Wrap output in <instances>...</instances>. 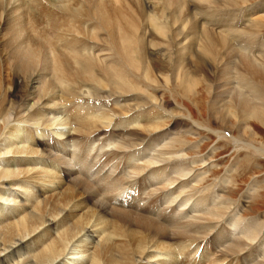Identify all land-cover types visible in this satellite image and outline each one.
I'll use <instances>...</instances> for the list:
<instances>
[{"label": "bare ground", "instance_id": "bare-ground-1", "mask_svg": "<svg viewBox=\"0 0 264 264\" xmlns=\"http://www.w3.org/2000/svg\"><path fill=\"white\" fill-rule=\"evenodd\" d=\"M116 1L118 0H115V3ZM149 1L122 0V3L128 5L121 6V9L118 10L113 3L111 5L103 4V0H0V19H4L5 24L6 22L12 24L7 28L3 42L0 41V70L2 68L5 72L4 78L0 75V116H3L7 102H12L16 111L17 106H14L17 103L16 99H22L25 102L26 97H32L34 94L31 91L32 86L39 80L42 81L44 77L46 78L47 72H50L51 75L48 79L43 80V86L37 95L38 99L44 100L42 104L44 103L45 106L55 101L56 91L68 98L78 97L79 93L75 94V88L77 86L84 87L85 84L93 82H97L98 85L105 88L110 87L113 92L120 90L126 93H135L139 83H143V85L146 83L138 76L141 71L145 70L146 63H148L146 70L156 79V70L163 72L167 69L174 74L178 59L182 60L183 64L187 59V53L190 52L202 66L210 67L212 65L210 61L214 62V66L216 63L218 71L215 77L219 80V76L222 74L229 77L231 71L225 67H230L232 61L238 59L236 64L239 65L241 71L238 77L242 88L240 91L244 92L243 89H248L247 93H250L251 96L254 95L259 103H251L245 93L239 97L241 92H236L234 98L231 99L233 108L231 111L235 115H243L248 119L247 116H252L264 125V4L259 3L250 11L248 10L250 0H160L162 1L161 4L158 3L160 6L153 9L155 16L158 17L160 13L162 15L154 19L155 21L148 22L147 14L150 8L149 3H151ZM28 2L30 6L27 5ZM24 9L28 11V18ZM257 9L258 11H256ZM20 10L21 13H18ZM255 11L256 13L260 12V15L254 16L256 20L246 24L245 19ZM14 14L18 15L8 21V16L12 17ZM26 18L33 19L34 28L31 27L32 30L25 25ZM189 18L187 25L180 30V27L177 26L185 24L184 22ZM202 21L205 22L204 25L201 24ZM87 23H92L93 27L86 28ZM38 24L40 27L44 26L36 35L35 29L39 27ZM64 31L68 34L75 31L82 36L73 35L71 39H68ZM102 35L105 36V41L100 38ZM182 35L184 37L192 36L186 44L187 52L185 50L186 53H180L176 61L171 63L158 59L159 61L150 60L148 62L147 57H149V53H152L148 45V38L166 42L167 47L171 50V47L177 46V38ZM93 40L103 41L105 47L113 51L111 57L114 58H110L109 61L106 59L97 61L94 58L95 53H93L94 56L89 53L96 49L90 46ZM198 40L201 43L199 46L201 51L194 48ZM152 45V51L154 48H164L161 43ZM170 58L173 57L170 56ZM220 62L224 63V68H219ZM110 63L112 65L107 66ZM130 68L134 69L133 72ZM152 77H147L148 82ZM179 80L180 88L183 86L189 92H192L201 82L198 80L195 83L193 79L187 78H184V81H181L180 78ZM226 81L229 82V78ZM5 82L8 85L4 88ZM99 89L96 86V90L99 91ZM96 94H92V96H98ZM69 103H71L70 100ZM68 107L66 112L64 111L65 114L63 110L51 109L48 105L46 108H50L48 112L53 115L50 118H53L48 119L49 115H47V120L43 122L45 127L37 128L35 131L31 127L27 128L21 124L11 126V122L7 123V127H5L9 129L6 133L8 137H5L4 144H1L5 147L4 149L0 148V165L3 164L2 167L0 166V224H4V221L6 224L0 230V234L3 236L2 242H0V264L22 250L34 254L27 255L28 257L20 264H155L156 262L158 264H180L178 254L186 256L187 253H189L187 257L190 255L191 259L188 263L186 258V264H198L199 260L207 257L213 248L212 240L215 239L212 238L214 237L200 245L201 241L198 239L201 237L185 236L186 231H181L185 225L177 224V222L176 230L171 235L170 228L164 225L163 221L161 222L168 218V215L164 217L163 213L161 215L157 213L156 217L152 218L149 215L123 210V208H114L111 216L115 218L110 221L108 219L110 214L104 201L96 202L93 207L89 205L95 195L102 189L104 191L107 186L96 184L97 187H94L86 181H91L87 176L90 175L89 178L93 177L95 180L103 171L100 168L101 165L99 169V164L95 162L97 157L101 156L100 150H97L96 157L89 162L88 145L98 137L100 138L103 133H107L110 138L115 133L114 131L130 127L129 134L139 136V138L141 135L145 139L151 138L147 143L151 144L159 138L158 133L165 127L161 121V123L158 121V119H162L163 111L159 110L153 114L136 110L131 113L132 117L138 113L139 116L135 119L132 118L130 125L125 126L119 118L113 117L111 111H100V108L92 104L83 103ZM38 109L29 115L31 120H37L41 114ZM128 110L135 111L130 108ZM213 111L221 112L223 123L228 120L227 114L223 111L215 108ZM240 117L242 118V116ZM70 123L72 130L68 128ZM119 134L121 135V133ZM70 136L75 139L78 137L76 141L79 145L78 149L74 148L76 156L73 157L85 180L77 178L72 181L71 187H65L66 183L60 175L62 169L58 165L53 166L50 161H46L50 156L44 146L47 145L46 138L50 137L57 145L64 148L68 145L66 142ZM131 148L135 149L136 145L133 144ZM102 155L107 161H110L111 158L118 156L119 152L117 150L110 153L104 152ZM108 156L111 158L108 159ZM133 157H135L133 153L127 155L126 159L124 158V166L120 165L121 162L118 164V171L119 169L124 170L127 164L128 167L132 166L128 161H131ZM18 164H22L23 168H17ZM32 164H39L40 168L31 167ZM46 166L50 168L48 167V169ZM145 166V170H140V174L145 173L143 177L135 179L131 184L127 183L128 186L114 189L117 191L116 194L119 192L121 204L128 203L132 191H135L131 199L133 201L147 183L143 178L150 181L155 180L151 179L153 170L161 169L160 176L166 171V168H160L161 166L159 167L157 163ZM93 167H97V170L91 173ZM150 168L152 171L146 173V169ZM66 171H69L68 168ZM105 176L104 183L111 184V176ZM42 189L44 191L41 192ZM48 191L54 192L53 196L37 203V197ZM166 193V188L159 189L161 196H166ZM33 194L37 197L34 198ZM206 196H202L199 204L204 201ZM156 198L158 199V196ZM108 199L112 203L113 198ZM154 203L156 202L154 201ZM172 206H174V202L169 205V207ZM153 209L155 210V206ZM14 216L17 217L16 220L9 219H13ZM233 224H231V231L237 232L236 230L242 227V223H238V221ZM42 227L44 228L41 232L35 235V238L32 237L34 239L30 238L26 241V238ZM187 228L188 226L185 227V229ZM245 228L242 227L239 234L244 235V238L253 237L254 239L253 231ZM55 230H57V235L54 236ZM221 235H224V232ZM95 237H99V242L96 243L95 250L93 253L91 252V258L87 262L83 253L89 252V244L95 240ZM47 240L49 241L47 242ZM243 240L240 236L235 238L229 250L240 249V245L244 244ZM40 243L44 244L42 248L30 251ZM200 246L201 248H199ZM81 248L83 250H79ZM5 251L8 253L2 255V252ZM194 256L197 257L194 258ZM228 256L223 257L222 260H226ZM208 257L207 259L210 258ZM243 259L245 260V257L242 258V262ZM211 260H208L209 263ZM258 264H264V262Z\"/></svg>", "mask_w": 264, "mask_h": 264}, {"label": "rangeland", "instance_id": "rangeland-1", "mask_svg": "<svg viewBox=\"0 0 264 264\" xmlns=\"http://www.w3.org/2000/svg\"><path fill=\"white\" fill-rule=\"evenodd\" d=\"M103 1V4L107 3L111 5L113 3L118 10L121 9V6L124 7L125 5H128L126 3H122V0H118L116 1V3L115 0ZM250 1V6H248V10L250 11H252L259 3L264 4V0ZM149 2L148 3L150 5V8L148 9L147 14L149 20L148 22H150L151 20L155 21L154 19H157L162 15L160 13L158 17L155 16V12L153 9L156 6L159 7L160 5H158V3L160 2L159 4H161L162 1L150 0ZM29 4L30 3L28 2L27 5L30 6ZM24 11L26 13V17L28 18V11H26L25 9ZM256 11H258V9ZM256 11L251 16L245 19L244 22L246 24L252 23L256 20V17L260 15V12L256 13ZM18 13H21V10ZM16 15H12V17H15ZM8 17V21L10 19H14V17ZM27 18L25 25L28 26L27 28L32 30L31 27L34 28V21L31 18ZM0 20H2L0 23V41L3 42V40L5 39V35L7 34V28L12 24H7V22L5 24L4 19ZM189 20L190 18L184 22L185 24H179L177 27H180L181 30L183 27H185V25H187ZM163 21L164 19L162 20V22ZM204 23L205 22L203 21L201 22V24L203 25ZM172 25H174V22H172ZM43 26L41 27L43 28ZM41 27L39 26L36 28L37 30L35 29L37 33L34 31L33 32L37 35L38 32H40V29L42 30ZM85 27L92 28L93 26L92 23H87ZM217 31H220V29H217ZM76 33L74 31L69 32L68 34L66 31H64V34L68 37V39H71L73 35L77 37L82 36L78 32ZM187 36L189 38L184 37L183 35L179 36L177 38V46H174V48L171 47V50H169V48L167 47L168 44L166 42L148 38V45L151 50L150 52H152L149 53V57H147L148 62H150V60L159 61L158 59L162 60V62L173 63L174 61H176L180 53L183 54L187 52L186 44H188V39H190L192 35ZM100 38L105 41V36L102 35L100 36ZM103 41L101 42L98 40H93L90 44L93 49H96L94 51L92 50V53H89L92 55L93 53H95V56H93L95 59H97V61H100V59H106L107 61H109L110 58H114L111 57V55L113 56V51L107 49L108 47H105V43H103ZM153 43H161L164 48H154V50L152 51L151 47H153ZM200 44V40H198L194 48L201 51V47H199ZM85 54H87V52H85ZM170 56H172L173 58H170ZM121 57L123 58V56ZM186 58L187 59L183 64V61L178 59L174 74L167 71V69L163 72L156 70V79L152 77V74L149 73L148 70H146L148 69V63H146L147 65L145 64L146 66L144 67L145 72L141 71L138 74V76H140V79H142L146 83H144L145 85H143V83H139L137 86L138 90L136 89L135 93L133 92L131 94L120 90L117 92H113L111 91L110 87L105 88L102 85L100 86V84L98 85L97 82H93L92 84H85L84 87L77 86L75 88V94L79 93L78 97L74 96L72 98L71 96L68 98L61 92L56 91L55 94L57 98L53 103H50L48 105L51 109H61L64 112L68 106L71 107L83 103H86L88 105L92 104L100 108V111H111L113 113V117L116 119L119 118V120H121L122 124L125 126H129L131 121L139 116L138 113L134 114V116L132 117L131 113L136 112V110L141 112L144 111L146 113L151 112L153 114L159 110L161 112L163 111V117L162 119H158V121H161L162 124L165 125V127L160 130V132L158 133L159 138L154 140V142L151 143L152 145L150 143L147 144L148 140L151 138L145 139L143 135H141L139 138V136L129 134L128 132L130 131L131 127L127 129L124 128V130H116L118 133L114 131L115 133L111 135L110 138L108 137L107 133H103L100 135V138L98 137V139H95L96 141L94 140L90 145H88V149L90 151L89 162H91L94 157H96L97 150H100L101 156L97 157L95 162L99 164L98 168L101 165L100 168H102L103 171L99 176H97L95 180L93 177L89 178L90 175L87 176L88 179H91L93 183L90 180L86 181L94 187H97V185H104L103 187H105V185L107 186L104 191H102L103 189L101 188L102 190L100 189L101 191H99V193L95 195L93 200H91V202L89 203L90 207H93L94 204L98 201H104L107 204L108 212L110 214L108 215V219L110 221H113L115 218L114 216H111V214L114 212L112 211V209L114 208H123V210L131 211L133 213L136 212L137 214L146 216L149 215V217L152 218L156 217L155 214L157 213L160 215L163 213L164 217H167V215L168 218L171 217L170 219L165 218L161 220V222L163 221L162 223L164 225L170 228L169 231H171V235H173V231L176 230L175 224L177 222V224L185 225L184 229L181 228V231H186L187 234L185 233V236L192 235L201 237L198 239L201 241L200 245H203L204 243L210 241L212 237H214L212 238L215 239L214 241L212 240V243L214 245L210 254L208 255L210 258L208 256L207 257L209 259H207V257L202 258V260H199L198 264H217V262L218 264H230V261L231 264H258L259 262L262 263V261L264 262V125L252 116H247L249 117L248 119L246 118V116L240 115L242 116L241 118L239 115H235L231 111L233 110L231 106V99L234 98L236 92H241L240 89H242L238 82V77L240 75L239 72L241 73L239 65L236 64L238 63V59L233 60V63L230 64V67H225V69L229 68L231 71V73L228 75L229 77L223 76L222 74V76H219V80L215 77L218 71L216 63L214 66V62L210 61V64H212L210 67H207L205 65L202 66L201 63L197 61V58L194 57L193 54H190V52L187 53ZM223 64L224 63L220 62V64L218 65L219 68H224ZM111 65L112 64L110 63L107 66ZM130 70L133 72L134 69L130 68ZM0 72L1 77L4 78L5 72L2 68ZM50 75V72H47V74H45L47 79L48 77H50ZM147 77H152L149 78V82ZM46 78L44 77L42 81L39 80V82L34 83L31 89L34 94L30 98L26 97L27 100L25 102H23L22 99L15 100L18 103L14 104L15 107L17 106L16 111L12 106V102H7L8 104H5L3 116H0V142H2L0 143V145L4 144L3 140L5 139V137H8L6 133L8 132L9 128H5L7 127V123L11 122V126H13L14 124H21L27 128L31 127V129L35 131V129L37 128L41 129V127H45L43 123L44 120H47V118H53H50L52 114L48 112L50 108H46L48 107V105L46 104L45 106L44 103L43 105L42 102H44V100L38 99L39 96H37L39 95V90L43 86V80H45ZM179 78L181 79V81H184V78H187L193 79L195 83H197L198 80H200L201 82L200 85L192 90V92H189L185 90V87L183 86L180 88ZM227 78H229V82L226 81ZM147 82L149 83L148 86ZM7 85L8 83L5 82L4 88ZM90 85L92 87H95L92 89ZM96 86L98 89L100 88L99 91L96 90ZM242 91L244 92H241L240 95L238 94L239 97H242V95L245 93V95L250 98L251 103H259L257 102L258 99L253 94V96H251L249 95L250 93H247L248 89H243ZM95 93H97L96 95L98 96H92V94ZM69 100L71 103H69ZM53 106L54 108H52ZM35 108L40 109L41 114L39 115V117H37V120L40 118L38 120L41 121L40 123L37 120H31V118L29 117V115H32L34 113V111L36 110ZM129 108L134 109L135 111H129ZM213 108L219 109L220 111H223L225 114H227L228 120L223 123L221 120V112L219 113L218 111H213ZM71 127L72 124L70 123L68 128L72 130ZM119 133H121V135ZM77 139L78 137H76L75 139L70 136L67 140L68 142H66L68 143V145L64 146L63 148L61 147V145H57L56 142L52 140V138H46L47 145L44 146V148L50 156L46 159V161H50L53 166L58 165L59 168L63 170V173L61 170L60 175L62 176L63 181L66 183L65 187H71L73 183L72 181L77 178L85 180V177L78 170L79 167L78 165H76L77 162H75L76 160H74L73 157L74 155L76 156L74 148L76 147L78 149L79 145L76 141ZM133 144L136 145L135 149L131 148ZM4 147L5 145H1L0 148L4 149ZM39 148L41 149V147ZM116 150L119 152V155L114 158L108 156V159H112L110 161L108 160L109 162L105 157H102V153H110L111 151ZM131 153H133L135 157H133V159L128 162H130L133 167H128L127 164L124 170L119 169L118 171V164L121 162L120 165L124 166L126 156L131 155ZM104 158L106 159V161ZM152 163H157L159 167L161 166L160 168H166L165 174L160 176L161 169L159 168L157 170H153L151 179L153 178L155 180L150 181L149 179L143 178L147 181V183L145 181L146 185H144L143 189L140 190L137 194L139 200L136 202L133 201L132 203L131 199L135 193V191H132L130 195L131 199H129V202H123V204H121V197L119 195V192L118 194H116L117 191L114 189H116V187L120 189L121 186H128L127 183L131 184V182L135 179H140L141 177H143L145 173L140 174V170L144 169L146 167L145 165ZM86 164L88 166L87 162ZM18 165L19 167L17 168H23L22 164ZM32 165L33 166L31 167L40 168L39 164ZM48 167L49 166H46V168ZM67 168L69 171H66ZM96 168L93 167L91 169V173L95 172L97 170ZM146 170V173H148V171H152V168ZM105 175L111 176V184L107 185L104 183L106 177ZM101 178L102 181H100ZM160 188L167 189L166 196H161L159 194ZM40 191L42 192L44 190L42 189ZM53 194L54 192L48 191L38 197L34 196L33 194V197H37L36 202L38 203L40 200L53 196ZM204 195L206 196V198L201 204H199L200 199H202V196L204 197ZM157 196L158 199L156 198ZM110 197L113 198L114 202L112 201L111 203L110 199L107 200V198ZM117 198L118 200H116ZM154 201L156 203H154ZM173 202L174 206L169 207V205H172ZM154 206L155 210L153 209ZM29 207L30 205L28 206V208ZM213 212H215L216 214ZM16 218L17 217L14 216L13 219H9L16 220ZM213 218L215 219V221ZM236 221H238V223H242L241 226L244 228L246 227L245 229H251L253 231L252 236H254L255 238L253 239L252 237L248 239L247 237L244 238V235L239 234L242 227L238 228V230H236L237 232L231 231V224H235ZM3 223L4 224H0V230L3 225L6 224L5 221ZM192 224L195 227L197 226V228L199 227L200 229L195 228ZM187 226L188 230L185 229V227ZM43 228L44 227L26 238V241H28L32 237L35 238V235L41 232ZM223 232L225 236L221 235ZM53 234L54 236L57 235V230H55ZM239 236L242 238V240L246 239L243 240L244 244L240 245L243 249L240 247L241 250H229L232 242ZM2 239L3 236L1 235L0 242H2ZM94 239L95 240H93L92 243L89 244L88 251L90 252V254H88L89 252L83 253L84 259L87 262H89L91 255L95 250V247L97 245L96 243L99 242V237H95ZM48 241L49 240H47V242ZM42 245L44 244L40 243L37 245V247L33 246L35 247V249L33 248L30 251H37L38 249L42 248ZM199 248H201V246ZM79 250L83 249L81 248ZM25 251L26 250H22L19 253H15L7 260H4L1 264H20L29 255L32 256L34 254L33 252H30L29 254ZM5 253H8V251L2 252V255H5ZM188 254L189 253H187V255ZM187 255L183 256L181 254H178L177 257L181 261L180 264H186L187 262H190L189 260L191 259V257L190 255L189 257H187ZM225 256H228L226 257V260H222V258ZM196 257L197 256H194V258ZM244 257L245 260L243 259L242 262V258ZM186 258L187 262H185ZM208 260H211L210 263ZM155 264H158V262H156Z\"/></svg>", "mask_w": 264, "mask_h": 264}]
</instances>
